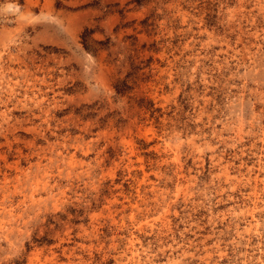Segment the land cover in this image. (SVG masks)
Returning <instances> with one entry per match:
<instances>
[{"label":"rangeland","instance_id":"obj_1","mask_svg":"<svg viewBox=\"0 0 264 264\" xmlns=\"http://www.w3.org/2000/svg\"><path fill=\"white\" fill-rule=\"evenodd\" d=\"M0 264H264V0H0Z\"/></svg>","mask_w":264,"mask_h":264},{"label":"trees","instance_id":"obj_2","mask_svg":"<svg viewBox=\"0 0 264 264\" xmlns=\"http://www.w3.org/2000/svg\"><path fill=\"white\" fill-rule=\"evenodd\" d=\"M117 91L119 92V89L117 88Z\"/></svg>","mask_w":264,"mask_h":264}]
</instances>
